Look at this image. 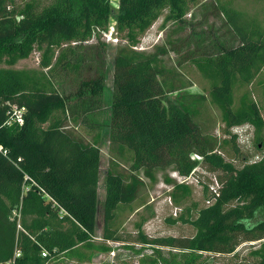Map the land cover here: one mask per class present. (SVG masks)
<instances>
[{"label": "trees", "instance_id": "trees-1", "mask_svg": "<svg viewBox=\"0 0 264 264\" xmlns=\"http://www.w3.org/2000/svg\"><path fill=\"white\" fill-rule=\"evenodd\" d=\"M118 1L113 14L110 0H47V5L40 0H0V264H48L63 254L85 263L95 251L107 252L104 244H94L97 216L102 217L103 242H122L118 215L136 200L144 184L142 172L153 180L156 170L168 164L181 177L191 176L200 165L224 176L218 196L207 198L210 205L197 209L194 217L170 221L191 226V237L149 239L138 227L139 242L157 249V256L142 264L165 263L159 249L182 257L179 263L174 258L165 264H196L203 254H234L240 240H264V158L237 169L222 155L229 144L238 154L232 128L249 125L259 138L264 126L254 99L244 95L239 106L234 100L237 88L264 73V19L237 11L240 0H215L235 46L201 54L190 48L182 56L211 83L209 100L220 112L222 133L230 136L219 143L204 138L195 123L204 96L165 100L166 94L180 90L167 81L161 62L169 51L158 48L146 55L134 50L162 15L164 26L183 23L199 0ZM252 1L264 5V0ZM113 16L115 35L124 44L113 61L110 128L117 154H127L131 166L128 180L109 170L99 204L100 149L75 138L68 124L78 123V115L69 116L71 108L87 115L99 105L103 76L81 80L68 96L51 76L57 68L78 73L85 61L74 46L88 43L94 31L105 34ZM37 51L38 70L12 69ZM72 54H77L73 64ZM12 106L26 109L21 127L8 123ZM173 187L175 202L177 192L190 194L188 186ZM43 252L47 256L42 258ZM250 253L256 261L249 264H264V243Z\"/></svg>", "mask_w": 264, "mask_h": 264}, {"label": "rangeland", "instance_id": "rangeland-1", "mask_svg": "<svg viewBox=\"0 0 264 264\" xmlns=\"http://www.w3.org/2000/svg\"><path fill=\"white\" fill-rule=\"evenodd\" d=\"M40 1L43 5H47V0ZM110 1L113 14H117L119 1ZM215 5V0H199L197 5L191 7L183 23H168L164 26V15H162L144 33L139 45L134 50L146 55L156 54L158 48H166L169 51L168 55L161 57V62L168 73L166 75L167 81L170 83L174 81L180 90L166 94L165 100L175 102L177 97L182 95L204 96L206 102L198 105V113L194 117L195 123L204 138L216 139L220 143L224 139H229L230 136L222 133L223 124L220 112L209 100L211 83L204 80L197 69L186 62V58H182L190 48L197 49L201 54L209 49L220 51L224 47L235 46L236 41L232 38L224 18L219 14ZM235 8L239 12L258 17L261 21L264 19V5L262 3L240 0L236 2ZM111 18L109 26L115 28V18L114 16ZM113 35V39H110L108 31L105 34L94 31L93 38L88 43L74 46L76 53L83 56L85 61L79 72L70 73L57 68L51 76L56 88L64 96L74 93L81 80H89V78H95L100 74L103 76V97L99 100V105L87 115L74 113L71 108L69 116L78 115V123L68 124V132L75 138L86 144H97L100 149L101 174L97 188L99 204L105 197L104 180L109 170L124 175L128 180L130 177L128 170L131 166L127 154L125 157L117 154L118 145L111 136L110 117L115 91L113 61L118 54L120 45L124 44L115 35V30ZM173 48L174 50H172ZM40 55L38 51L33 52L27 60L20 61L12 69L38 70ZM76 56L77 54H72L69 57L70 63L76 62ZM178 62H180L179 65H177ZM252 82L250 85L236 89L234 93L235 106L242 103L244 95L254 99L264 121V73ZM230 132L237 136L238 154L233 151L229 144L222 152L226 162H231L235 168L241 169L245 164L257 163L264 158V126L259 138L249 125L232 128ZM193 157L199 159L196 155ZM223 176L221 172L210 171L203 165L196 167L188 180H182L178 177L173 164L156 170L153 180L147 179L142 172L141 178L144 180V184L140 187L136 200L118 215L117 225H120L119 236L122 242H111L110 244L102 242L103 223L99 214L96 218L97 226L93 240L96 245L104 244L108 247L107 252L95 251L92 253V258L85 263L63 254L54 257L48 264H142L141 262L146 258H154L157 256L155 254L157 249H154L150 244L143 245L139 242L137 239L138 227H142L141 231L149 239L191 237L194 234L191 226L180 221L177 224H171L170 221L177 220L181 215L194 217L197 209L206 207V200L210 196L211 189L217 187ZM177 182L188 186L190 194L183 195L177 192L175 202L172 199V193L173 186ZM176 210L178 214L174 216ZM261 243H264V240L260 242H243L240 240L234 254H203L196 264L254 263L256 259L251 256L250 251L257 249ZM158 252L165 258V263L173 261L174 258L176 263L182 261L179 254L168 248L159 249ZM165 263L162 261L161 264Z\"/></svg>", "mask_w": 264, "mask_h": 264}, {"label": "built area", "instance_id": "built-area-1", "mask_svg": "<svg viewBox=\"0 0 264 264\" xmlns=\"http://www.w3.org/2000/svg\"><path fill=\"white\" fill-rule=\"evenodd\" d=\"M113 33H114V28H113V26H109V28H108V35L110 36V39H113V37H114V35H113ZM25 112H26V109L24 108V107H22V108H18V107H16V106H12L11 107V110L9 111V121H8V123H13V124H17L18 126H22L24 123H23V121H24V115H25ZM177 174V173H176ZM178 175V174H177ZM178 177L180 178V179H182V180H188L191 176H189V177H181V176H179L178 175ZM178 183V182H177ZM179 184H181V183H179ZM183 184V183H182ZM217 185V184H216ZM219 185V184H218ZM217 185V187H213L212 189H211V193H209V195H210V197L209 198H215V197H217L218 196V191H219V188H220V185L218 186ZM206 203H207V205H210V199H208L207 201H206ZM177 214H178V211L176 210L175 212H174V216H177ZM17 215V212L16 211H14L13 212V216H16ZM94 239V238H93ZM101 240H102V238H101ZM102 242H103V240H102ZM111 242H113V241H111ZM111 242H106L105 244H110ZM45 256H47V253L46 252H43V254H42V258L43 257H45ZM17 257H19V254L16 252L15 253V258H17Z\"/></svg>", "mask_w": 264, "mask_h": 264}]
</instances>
